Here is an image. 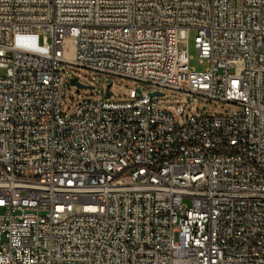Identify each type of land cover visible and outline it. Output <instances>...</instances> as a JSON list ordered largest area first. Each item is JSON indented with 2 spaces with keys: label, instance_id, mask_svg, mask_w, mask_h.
<instances>
[{
  "label": "built area",
  "instance_id": "built-area-1",
  "mask_svg": "<svg viewBox=\"0 0 264 264\" xmlns=\"http://www.w3.org/2000/svg\"><path fill=\"white\" fill-rule=\"evenodd\" d=\"M63 64L144 89L68 115ZM0 264H264V0H0Z\"/></svg>",
  "mask_w": 264,
  "mask_h": 264
},
{
  "label": "rangeland",
  "instance_id": "rangeland-1",
  "mask_svg": "<svg viewBox=\"0 0 264 264\" xmlns=\"http://www.w3.org/2000/svg\"><path fill=\"white\" fill-rule=\"evenodd\" d=\"M197 31L192 29L188 34V49L191 56V66L203 70L206 64L200 62L198 50L195 45ZM63 89L62 110L65 114L71 115L78 104L84 99L101 100L108 98L110 101H128L141 94L144 84L125 77L112 76L109 74L98 73L85 68H80L72 64H63L60 73ZM76 78L84 85L94 88L84 89L72 84L71 80ZM152 92L160 91L164 95L154 97L155 104L160 109H168L174 113L175 106L183 105L185 115L190 116L196 113L226 115L231 113L235 106L231 103L219 101L205 96L187 93L165 87L152 86ZM109 92L108 96L106 92ZM183 202L190 206V200L184 199Z\"/></svg>",
  "mask_w": 264,
  "mask_h": 264
},
{
  "label": "water",
  "instance_id": "water-1",
  "mask_svg": "<svg viewBox=\"0 0 264 264\" xmlns=\"http://www.w3.org/2000/svg\"><path fill=\"white\" fill-rule=\"evenodd\" d=\"M71 82H72V84L73 85H75V86H77V87H79V88H84V89H90V90H92L94 87L93 86H90V85H84V84H82V83H80L76 78H73L72 80H71ZM106 94L109 96L110 95V93L107 91L106 92ZM152 94V96H158V95H164V93H162V92H160V91H154V92H152L151 93Z\"/></svg>",
  "mask_w": 264,
  "mask_h": 264
},
{
  "label": "bare ground",
  "instance_id": "bare-ground-1",
  "mask_svg": "<svg viewBox=\"0 0 264 264\" xmlns=\"http://www.w3.org/2000/svg\"><path fill=\"white\" fill-rule=\"evenodd\" d=\"M67 45H68V46L70 45V41H69V40H67Z\"/></svg>",
  "mask_w": 264,
  "mask_h": 264
}]
</instances>
